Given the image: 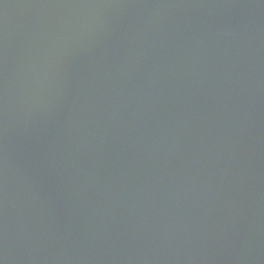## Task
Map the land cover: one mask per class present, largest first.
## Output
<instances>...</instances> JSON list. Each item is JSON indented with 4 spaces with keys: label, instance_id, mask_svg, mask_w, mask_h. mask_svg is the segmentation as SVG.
I'll return each mask as SVG.
<instances>
[{
    "label": "water",
    "instance_id": "1",
    "mask_svg": "<svg viewBox=\"0 0 264 264\" xmlns=\"http://www.w3.org/2000/svg\"><path fill=\"white\" fill-rule=\"evenodd\" d=\"M0 264H264V0H0Z\"/></svg>",
    "mask_w": 264,
    "mask_h": 264
}]
</instances>
